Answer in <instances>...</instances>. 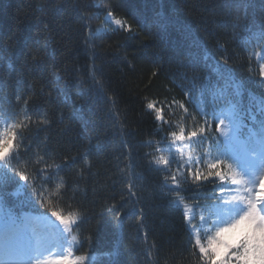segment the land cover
Masks as SVG:
<instances>
[{
	"label": "trees",
	"instance_id": "1",
	"mask_svg": "<svg viewBox=\"0 0 264 264\" xmlns=\"http://www.w3.org/2000/svg\"><path fill=\"white\" fill-rule=\"evenodd\" d=\"M109 11L125 27L106 22ZM261 24L264 0H0V104L20 122L27 101L32 121L17 130L23 143L12 167L26 168L39 188L53 170L41 174L38 156L49 164L68 160L45 185L50 204L38 203L10 172L14 179L0 187L7 219L31 212L56 220L51 210H78L73 254L87 257L85 264H201L166 173L149 164L159 157L160 137L147 104L155 102L186 133L205 119L215 132L212 113L227 105L213 98L224 88L213 69L225 57L243 83L236 136L249 141L264 120L256 106L264 97L258 75L264 59L250 58L264 55L255 38ZM205 53L214 59L206 61ZM58 77L61 91L54 87ZM41 116L47 123L38 125ZM60 178L65 186L57 193ZM185 188L184 201L213 202L211 183Z\"/></svg>",
	"mask_w": 264,
	"mask_h": 264
},
{
	"label": "snow or ice",
	"instance_id": "2",
	"mask_svg": "<svg viewBox=\"0 0 264 264\" xmlns=\"http://www.w3.org/2000/svg\"><path fill=\"white\" fill-rule=\"evenodd\" d=\"M105 21L120 27H125L126 24L125 21L115 18L111 11L108 12ZM236 27H239L238 22L233 24V28ZM255 38L259 42L256 47L264 49V24L260 25V31L256 33ZM40 51L39 48L36 49L34 60ZM252 55L258 60L264 59L261 52L250 53V58ZM4 59L0 56V62ZM204 59L207 61L214 57L205 53ZM228 63V59L222 57L221 60L215 61L213 69L218 82L220 80L224 82V88L218 93L214 92L213 98L226 103L227 107L219 112L214 110L212 113V118L218 121L216 131L220 134L224 147H221L219 139L208 141V147L202 152L191 147L196 140L202 142L206 139L205 133L210 130L211 125L205 119L204 126L198 130H189L186 133L185 128L180 126L179 132L172 131L169 136L156 141L155 151L167 154L153 157L149 164L166 171L165 184L174 193L177 205H184L183 193L187 190L186 185L196 184L200 187L202 182L214 185V195L211 198L213 203L208 209V215H200L203 227L194 232L192 248L198 249V253L193 250L192 255H198L201 264H264V120L259 121L258 130L252 133L255 147L245 153L237 152L230 147L238 131L237 115L243 83L233 79V74L227 67ZM252 71L253 69L249 68V72ZM258 75L261 78L260 82L264 84V63L259 64ZM92 78L95 80L94 74ZM54 87L61 91L59 77ZM19 99L17 96V100ZM24 103L25 114L20 122H16L3 104H0V187L14 179L9 173L15 172L19 180L24 182L22 187L32 189L31 195L38 203L50 204L51 201L45 196L47 192L45 185L52 179V175L68 165V160L66 158L61 164L54 161L49 164L43 156H38L36 163H44V168L40 169L41 174L46 173L48 169L53 170L39 188L36 187L35 180L30 178L26 168L19 171L12 167L13 160L19 162V150L23 143V136L17 130L28 128L32 122L26 109L27 101ZM256 106L260 114L264 115V97L256 101ZM179 107L185 113L188 112L183 104ZM147 108L155 112L157 121L170 124L155 102H149ZM192 119L195 120V116H192ZM253 121L255 122L254 116ZM35 123L43 125L47 120L41 116ZM159 130L163 131V128ZM152 143L148 141L147 145L151 146ZM161 144L166 147H161ZM75 159L73 157L72 161ZM84 161L88 162L87 156L84 157ZM64 186L63 178H60L56 185L57 193ZM128 187L130 196H136L131 182ZM54 194L56 193H52ZM198 208L199 205L192 206L193 215ZM120 215L121 213L117 211V218ZM51 216L59 222L58 226L52 225L56 237L52 243L39 239H36L35 243H24L15 236L16 221L12 220L6 225L3 235L0 236V264H85L87 257L73 255L74 245L79 243L78 236L74 234L81 221L79 211L72 210L64 214L51 210Z\"/></svg>",
	"mask_w": 264,
	"mask_h": 264
},
{
	"label": "rangeland",
	"instance_id": "3",
	"mask_svg": "<svg viewBox=\"0 0 264 264\" xmlns=\"http://www.w3.org/2000/svg\"><path fill=\"white\" fill-rule=\"evenodd\" d=\"M112 24L114 27L122 28L120 26L115 25L114 23H112ZM149 111H151L155 115V112L153 110L149 109ZM165 119L168 120L166 117H165ZM168 121L170 122V124H163L162 122L157 121L158 125H159L158 132H159L160 140L162 137L169 136L170 132H172V131L179 132V129L176 127L177 124H173V125H175V126H173L171 121L170 120H168ZM161 127L163 128V131L159 130ZM205 136H206L205 140H203L202 142L199 140H196L192 144L191 147L197 151L202 152L205 148L208 147V141H214L217 139L221 140V147L222 148L224 147L223 140L220 137V134L218 132H212L209 130L205 133ZM247 146H248V150H250L251 148L255 147V144H254V142H252L251 144H249ZM161 147H166V146L164 144H161ZM230 147L233 150L240 152V153L246 152V151H243V150L237 148L235 140L232 142ZM213 151H215V148H213ZM162 154L166 155L167 153L166 152L165 153L159 152V156ZM185 159H187L186 156H185ZM205 172H206V170H205ZM202 183L206 184L207 182H202ZM211 185H213V184H211ZM180 206L183 209L185 215L187 216V222H188L189 229L191 230L192 234H194L195 230H199L203 227V224L200 220V215L203 214V215L207 216L208 215V209L210 206L196 209L195 215H193V212H192V206L193 205H190L187 201H184V205H180ZM185 206H187V207H185ZM1 210L2 209L0 207V236L3 235L5 228H6V225H8L1 218ZM45 217L44 216L36 217L35 215H26L20 224H16L15 236L20 241H22L24 243H29V242L35 243L36 239H39L42 242L52 243V242L47 241L46 236H47V233H49L48 231L53 228L52 225L54 224L53 223L54 221L51 220V218L49 219V217L48 218L47 217L45 218ZM189 221H191V224H189ZM53 239L55 241L56 237H54Z\"/></svg>",
	"mask_w": 264,
	"mask_h": 264
},
{
	"label": "bare ground",
	"instance_id": "4",
	"mask_svg": "<svg viewBox=\"0 0 264 264\" xmlns=\"http://www.w3.org/2000/svg\"><path fill=\"white\" fill-rule=\"evenodd\" d=\"M37 217V216H36ZM51 221V220H50ZM53 222V221H52ZM54 224H56L55 222H53ZM57 225V224H56Z\"/></svg>",
	"mask_w": 264,
	"mask_h": 264
}]
</instances>
